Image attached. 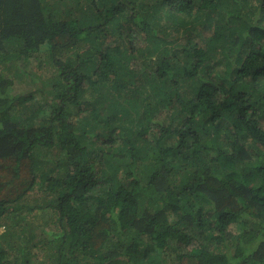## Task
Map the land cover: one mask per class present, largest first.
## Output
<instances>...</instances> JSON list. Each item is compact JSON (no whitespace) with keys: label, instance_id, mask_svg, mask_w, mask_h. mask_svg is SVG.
Wrapping results in <instances>:
<instances>
[{"label":"trees","instance_id":"trees-1","mask_svg":"<svg viewBox=\"0 0 264 264\" xmlns=\"http://www.w3.org/2000/svg\"><path fill=\"white\" fill-rule=\"evenodd\" d=\"M0 227V264H264V0H0Z\"/></svg>","mask_w":264,"mask_h":264},{"label":"rangeland","instance_id":"rangeland-1","mask_svg":"<svg viewBox=\"0 0 264 264\" xmlns=\"http://www.w3.org/2000/svg\"><path fill=\"white\" fill-rule=\"evenodd\" d=\"M182 33V32H181ZM211 33V31L208 33V34H210ZM174 35H176V34H174ZM172 37V36H171ZM42 56H41V58L40 59H38V60H35L34 62H32V65H33V67H34V69L35 70H37V69H39V67H38V65L39 64H43V66H45V68H43L41 71H39L42 75L43 74H49L50 75V73L49 72H47L48 71V69H49V66L47 65V57L45 56V51L44 52H42V54H41ZM32 84L31 83H27V82H22V81H20L19 83H17V84H15L14 85V89L13 90H19V94L21 93V94H24L25 93V89L26 90H30V91H32ZM50 229V228H49ZM51 230V229H50ZM3 232V227H0V233H2ZM48 232H51V231H48Z\"/></svg>","mask_w":264,"mask_h":264}]
</instances>
